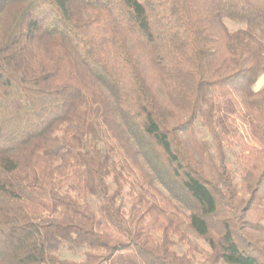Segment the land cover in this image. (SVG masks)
<instances>
[{
    "label": "trees",
    "instance_id": "16d2710c",
    "mask_svg": "<svg viewBox=\"0 0 264 264\" xmlns=\"http://www.w3.org/2000/svg\"><path fill=\"white\" fill-rule=\"evenodd\" d=\"M263 75L264 0H0V264H264Z\"/></svg>",
    "mask_w": 264,
    "mask_h": 264
},
{
    "label": "rangeland",
    "instance_id": "374dc122",
    "mask_svg": "<svg viewBox=\"0 0 264 264\" xmlns=\"http://www.w3.org/2000/svg\"><path fill=\"white\" fill-rule=\"evenodd\" d=\"M262 87H264V75L259 79L258 83L254 86V90H260ZM200 135L204 137L207 140H211L208 133L204 130H200ZM237 149H232L229 151V160L230 164L233 168L236 167L235 165V155L237 154ZM159 187L165 191L168 194V191L166 188H164L160 183H158ZM190 240L193 242V244L197 247V252L195 254V264H209L208 263V257L210 255V250L208 246L200 239L189 235ZM187 249V246H182L177 248L179 252H184ZM62 259H68V260H80L82 258V254L80 252H73L68 249H63L60 253Z\"/></svg>",
    "mask_w": 264,
    "mask_h": 264
},
{
    "label": "crops",
    "instance_id": "0c3cea01",
    "mask_svg": "<svg viewBox=\"0 0 264 264\" xmlns=\"http://www.w3.org/2000/svg\"><path fill=\"white\" fill-rule=\"evenodd\" d=\"M258 83V82H257ZM258 91V90H257Z\"/></svg>",
    "mask_w": 264,
    "mask_h": 264
}]
</instances>
